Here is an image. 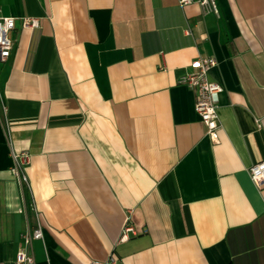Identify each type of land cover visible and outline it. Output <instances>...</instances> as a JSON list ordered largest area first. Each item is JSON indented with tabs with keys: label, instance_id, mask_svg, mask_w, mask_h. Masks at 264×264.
<instances>
[{
	"label": "crops",
	"instance_id": "crops-1",
	"mask_svg": "<svg viewBox=\"0 0 264 264\" xmlns=\"http://www.w3.org/2000/svg\"><path fill=\"white\" fill-rule=\"evenodd\" d=\"M179 1L0 0V264L38 228L35 264H264V0ZM201 57L225 89L217 144L179 82Z\"/></svg>",
	"mask_w": 264,
	"mask_h": 264
},
{
	"label": "built area",
	"instance_id": "built-area-1",
	"mask_svg": "<svg viewBox=\"0 0 264 264\" xmlns=\"http://www.w3.org/2000/svg\"><path fill=\"white\" fill-rule=\"evenodd\" d=\"M181 6L197 3L201 6L203 12L218 13L217 0H180ZM24 28H40V20L36 18H27L23 23ZM16 28V20L10 17L0 15V59L7 61L12 54L14 44L10 39V33ZM217 66L215 58L201 57L195 62L196 72L187 74L180 79V84L191 88L196 94L195 110L202 123L207 128V136L217 144L220 141L221 125L218 117V98L225 92L224 87L212 81L209 78L210 71ZM14 166L12 174L18 179L20 185L27 186V168L30 165L31 158L27 153L12 152ZM252 181L259 187L264 186V161L250 168ZM146 233V232H144ZM139 232L129 222L124 227L121 240L127 241L130 236H138ZM43 233L40 228L36 230L28 229L22 236L24 246L18 250L15 264H35L32 252L33 242L41 240ZM93 264H118L115 256H111L106 262H94Z\"/></svg>",
	"mask_w": 264,
	"mask_h": 264
}]
</instances>
